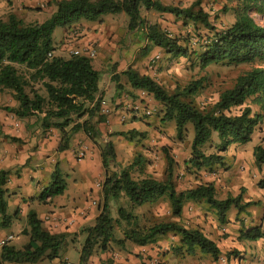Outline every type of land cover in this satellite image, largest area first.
<instances>
[{"label":"trees","instance_id":"obj_1","mask_svg":"<svg viewBox=\"0 0 264 264\" xmlns=\"http://www.w3.org/2000/svg\"><path fill=\"white\" fill-rule=\"evenodd\" d=\"M142 8L172 15L176 20L183 21L184 25H190L195 33L200 29H205L209 33L196 47L191 43L190 36H175L158 23L148 22L142 17ZM252 11L263 13L264 0H238L234 7L236 20L223 30H218L213 25L210 13L202 7L201 0L195 1L187 8L165 5L159 0H61L57 4V11L42 23H26L11 13L5 19L0 18V89L11 90L19 102V107L5 109L20 118L43 113L42 126L55 127L61 133L58 151L68 149L72 137L78 132L85 133L95 141L100 132L91 119L99 114L102 100L99 96L101 74L93 68L91 59L85 57L72 56L70 59L49 57V53L54 52L52 36L56 28L66 27L80 20L95 21L106 14L124 12L129 17V31H143L152 46L163 49L168 62L195 57L199 66L206 69L226 61L239 65L264 58V26L255 21L251 16ZM18 66L31 71L32 80L42 82L47 97L41 95L35 88H31V94L26 91L30 84L20 73ZM124 74L133 89L152 94L163 105L162 120L175 122L178 140H184L189 124L193 126L191 158L187 163L189 173L197 174L205 167L212 168L216 163L224 164L223 156L207 154L203 150L206 145L213 142L214 135L220 140V144L217 145L218 151L226 152L233 144L249 143L256 127L264 122V112H254L248 103L252 99L251 103L264 108L263 68H255L240 75L231 88L219 95L209 110L198 107L195 102V98L204 89L205 81L201 79L177 89L174 93H169L162 84L149 75H141L134 69H129ZM116 78L118 80V77ZM118 88H121L120 84ZM85 116L86 119H83ZM99 121H103L101 115ZM128 134L131 139L139 135L133 131ZM164 152L167 160L165 180H158L152 176L135 179L133 171L135 168H142L139 166L143 165L140 156L129 168L110 171L111 165H116L115 148L111 142L101 146V158L105 169L102 184L103 201L95 226L86 229L87 237L81 249L82 261L97 250L106 251L109 248L110 243L116 240L114 232L121 220H125L128 225L135 223L133 220L135 216L123 207L118 210L119 218L114 219L112 216L111 204L124 197L134 209L152 203L159 197L167 196L172 216L178 220L182 217L187 202L209 205L216 210L222 222L226 220L231 206L234 205L242 212L245 207L256 204L255 202L243 204L242 195L218 199L212 183H202L185 191H177L173 182L175 160L168 149L165 148ZM254 157L256 166L261 168L264 165V147L257 146ZM191 169L193 171H190ZM7 174L6 171H0L2 214L0 228L10 225V219L6 215L7 202L4 200L6 191L3 189ZM66 187L65 180L56 171L51 186L40 198L43 200L62 195ZM23 233L29 236V242L21 249L4 245L0 264L4 262L34 264L42 260L57 259L68 246L70 236L67 233L52 234L46 231L33 210L28 214V229L26 228ZM170 233L180 236L179 251L183 250L185 254L191 255L199 250L209 254L216 261L222 254L218 244L201 230L185 227L177 220L155 224L146 229L135 224L124 232V239L115 242L123 244L129 240L138 246H147ZM240 238L259 240L264 238V232L261 227H255L243 232ZM235 254L236 251L228 253V258Z\"/></svg>","mask_w":264,"mask_h":264},{"label":"crops","instance_id":"obj_2","mask_svg":"<svg viewBox=\"0 0 264 264\" xmlns=\"http://www.w3.org/2000/svg\"><path fill=\"white\" fill-rule=\"evenodd\" d=\"M8 1L11 0H0V18L5 19L13 13L26 23H42L56 12L57 4L61 0H14L15 4L12 6H9ZM25 6L37 7L40 11L29 12ZM141 14L144 18L143 12ZM128 23V15L120 12L103 15L95 21L80 20L54 31L61 38L59 43L53 45V54L56 57L70 59L74 49H80L90 43L96 45V58L99 59L98 61L96 58L91 59V63L101 74L99 96L107 102L113 112L107 118L102 117L103 121H99V114L91 119L100 132L95 141L85 133L78 132L72 137L68 149L58 151L61 143L60 131L55 127H43L42 120H37L35 117L20 118L14 113L6 114L3 106L18 108L19 102L11 90L0 89V171L8 173L6 184L3 186L6 191L4 194V200L7 202L6 215L10 219V225L7 227L15 228L8 230L6 227H1L0 242L12 236L13 239L7 244L17 249L23 248L30 239L23 231L28 229V214L33 210L46 231L52 234L70 235L68 246L59 258L42 260L34 264H60L61 261L69 260L64 255L70 246L75 247L79 254V259L73 262L82 264H178L168 260L173 249L177 250V255L184 258L183 264H264V238L259 240L240 238L243 232L255 227H261L264 232V165L258 168L254 157L255 148L264 147V122L256 127L249 143L233 144L223 153L218 151L217 145L220 144V140L214 135L213 142L209 145L212 147L210 154L223 156V166L227 164L230 167L233 161L237 165V171L223 174L222 164L216 163L212 168L202 169L201 183L196 182V186L212 183L218 199L242 195L243 204L255 202L259 205L247 206L242 212L233 205L223 222L218 218L216 210L209 205L188 204L183 210L182 224L188 228L201 230L215 241L222 253L219 260L216 261L209 254L199 250L192 254L194 260L189 258L191 255L185 254L183 250L179 251L181 238L179 243H176L177 235L174 233L162 236L155 243L147 246H138L129 240L118 244L115 241L124 239V232L128 229L122 224L115 228L116 240L110 243L106 251L97 250L85 261L81 260V249L87 237L86 229L95 226L96 219L101 213V205H96L97 202L93 201L103 199L102 184L105 169L101 158V146L108 142L113 144L116 165H111L113 167L111 168L113 171H118L129 168L136 161L140 147L148 150L150 145L152 150L154 146H157L156 149H164L170 145L172 139H176L177 135L175 122L162 120L163 105L152 94L133 89L124 74L127 70L134 69L141 75H149L153 78L150 75L151 71H147L148 63L156 55H160L157 54L158 52L164 54L163 49L150 44L141 30L134 31V38L132 35L126 36L131 33ZM57 30L62 31L57 33ZM119 32L122 39L126 36L124 42L117 38ZM138 32L144 35L143 41H140ZM134 45L138 47L135 49V54H122L125 47L132 49ZM117 50H120V55H116ZM142 50H145L146 55H143ZM105 55L119 56V58L114 62L104 63L101 59ZM118 84L121 88H118ZM250 102L248 103L254 112L258 111ZM123 112L129 114L124 122L120 118ZM83 119H86V116ZM190 127L191 124L187 126V135L188 141L192 144L194 133L192 134ZM132 131L139 135L131 139L128 133ZM36 137H40V140ZM82 150L85 152L84 158L78 155ZM229 150L233 152L229 153ZM148 153L151 155L150 152ZM151 161L146 160L144 167L142 165L139 166L142 168L135 170L139 169L144 173L146 167L153 164ZM176 162L181 161L178 159ZM57 165L61 170L76 167L79 178L74 180V185L66 183L64 194L41 200V195L48 190L49 179L53 176ZM78 185L84 192L76 191ZM190 188L193 187L189 186L182 191ZM89 197L91 200L88 199ZM50 206L54 210H46ZM112 216L114 219L118 218V215L112 214ZM185 218L191 219V222L186 221ZM185 223L191 225L187 226ZM2 247L0 244V257ZM232 251H236L237 254L228 258V253Z\"/></svg>","mask_w":264,"mask_h":264},{"label":"rangeland","instance_id":"obj_3","mask_svg":"<svg viewBox=\"0 0 264 264\" xmlns=\"http://www.w3.org/2000/svg\"><path fill=\"white\" fill-rule=\"evenodd\" d=\"M159 1H161L165 5L187 8L191 6L197 0H159ZM201 1H202V7H204L205 10L210 13L211 21L218 30H223L235 22L236 16L234 13V7L238 4V0H201ZM14 2H15L14 0L8 1L9 6H12L13 4H15ZM26 8H27L26 10L29 12L40 11L37 9V7H33V8L26 7ZM141 12H143V16L148 22L158 23L163 29H165L172 35L182 36V37L190 36L191 43L196 47H198L200 42L204 41L203 40L204 36L209 33L205 29H200L199 32L195 33L193 28L190 27V25H184L183 21L176 20L174 16L169 15V14H160L154 11H147L144 8H142ZM251 16L255 19L257 23L264 26V12L257 13L256 11H252ZM62 28L63 27H58V29H62ZM59 31H62V30H57V33ZM138 33H139L138 36H140V41H143L144 35L141 32H138ZM120 34L121 33L119 32V35L117 38H119L123 42L126 39V36L131 37L132 35V38H134L135 36L134 31H131V33L129 35L127 34L123 39L120 36ZM60 40H61L60 36L59 35L57 36L56 33H53L52 44L56 45L57 43L60 42ZM136 48H138L137 45L132 46V49L128 48L127 46L123 49L122 54L124 55L128 53L135 54ZM115 53L116 55L118 54L120 55V50H117ZM157 54H160L161 58L159 60V63L157 64V67L154 68L155 71L149 70V66L151 65V62L148 63L147 71H151L152 74L150 73V75H152L153 78L156 81H158L160 84H162L169 91V93H174L177 89L183 88L195 80L201 79L202 81H205L204 89L195 98V102L198 107L202 109H206V110L210 109V107L218 100L219 95L223 91L231 88L234 85L236 79L240 75L246 72H249L255 68L264 69V58L256 59L251 63H245V64H239V65L226 61L223 63L211 65L207 67L206 69H202L199 66L198 60H196L195 57L191 59L179 58V59H175V60L168 62L163 52H158ZM143 55H146L145 50L143 51ZM118 58L119 56L114 57V56L105 55L101 59V61L104 63H111V62L116 61ZM18 68H19L20 73L23 74L27 78L30 84V86L28 85L26 87V91L30 93L31 88H35L41 95L47 97V92L42 82L32 80V78L30 77L31 71H29L26 67L18 66ZM188 100H190V97L188 98ZM251 102L250 104L254 106L255 110L264 112V108L262 109L260 108L259 105L253 104ZM2 108L6 114L12 113V112L7 111L5 109L6 108L5 106H3ZM31 117H35L37 120H42L44 117V114L43 113L36 114L34 116H30L26 118H31ZM190 128L192 129L191 132L193 134L194 133L193 126L191 125ZM187 134H188V131H187ZM36 139L40 140V137H36ZM130 142H133V141L130 140ZM178 142H180V144ZM209 145H206L203 148L204 152L207 154H210L212 152L211 150L212 147H210ZM148 146H149L148 150L146 149L147 151L144 149V147H140L137 153H138V156L141 157V163L143 164L142 167L145 166V164L148 162V161L146 162V160L148 159L152 160L151 162H153V164L148 165L146 167V170H145L146 173L145 172L142 173V171H140L139 169L134 170L133 176L135 179H140L146 176H152L159 180H165L167 160H166L164 149L166 148L169 150L170 154L173 156L175 160L173 182L176 186L177 191H182L183 189L189 186L195 187L196 182H200V180H202V177H203L202 170L198 172L197 174H193L191 172L189 173L187 171V163L191 158V142L188 141V135H186L184 140H181V141L178 140L177 137L176 139L175 138L172 139L170 142V145H167L166 147H164V149L163 148L156 149L157 146H154L152 150V146L150 145ZM148 152H150L151 155ZM232 152L233 150H229V153H232ZM178 159L181 161L180 163L176 162V160ZM230 165H231L230 167H228L227 164L224 166L223 165L221 166V170L223 174H229L234 171L235 172L237 171V165L233 161L231 162ZM112 168L110 169V171H113ZM56 171H57V174L60 175V177L66 180L67 184L71 183V185H74L73 184L74 180L76 178H79V174L77 173L76 167H73L71 169L61 170V168H59L57 165L53 173V176L49 179L50 183L47 185L48 188L51 186V182L54 180V175ZM190 171H193V170L191 169ZM66 173H69V174H66ZM78 184L80 185V183ZM79 185L76 187V191L78 193L84 192L81 190V187ZM88 199L91 200V197H89ZM93 201L97 202L96 205H101L102 204L101 201H103V199L93 200ZM188 204L207 205L205 203L187 202L185 206H187ZM256 204L259 205V203H256ZM111 205H112L111 213L118 215V218H119L118 210L120 207H123L128 212H130L133 216H135V219H133L135 223L131 221L133 225L126 224L125 220H121L120 223H118V225L122 224L124 227L126 226L127 228L132 227L136 224L139 226V228L146 229L155 224L167 223V222H172L175 220L180 221L182 223V219H181L182 217L179 218L178 220V218H174L172 216L171 204L167 196L159 197L157 200L153 201L152 203H148L142 207H137L134 209L131 208L130 206L131 204L129 200L125 197L119 200L117 203H112ZM46 210H54V208L50 206L46 208ZM185 219L186 221L191 222V219L189 218H185ZM12 225L15 226V224H12ZM185 225L190 226L191 224L185 223ZM6 228L8 230L15 229L13 226L6 227ZM179 238L180 236L177 235L176 243H179ZM176 252L177 250L173 249L171 251L170 256L168 257V260L174 263L183 264L184 258L179 254L177 255ZM64 257L71 261H76L79 259V254L75 247L70 246L67 249V253L64 255ZM189 258L193 260L195 259V257H192V254Z\"/></svg>","mask_w":264,"mask_h":264},{"label":"built area","instance_id":"obj_4","mask_svg":"<svg viewBox=\"0 0 264 264\" xmlns=\"http://www.w3.org/2000/svg\"><path fill=\"white\" fill-rule=\"evenodd\" d=\"M71 55L72 56H76V57H85V58H88V59H94L97 57V48H96V45L93 44V43H90L80 49H74L72 52H71ZM54 54L53 53H49V57H53ZM160 55H156L152 61H151V65L149 66V70L151 71H155L154 68L157 67V64L159 63V60H160ZM112 108L107 104V102L105 100H101L100 102V105H99V115H101L102 117L104 118H107L108 116H110L112 114ZM148 115L150 114V112L147 113ZM128 115L127 113L123 112L120 116L121 120L124 122L127 120L128 118ZM79 157L80 158H84L85 156V152L84 150L80 151L79 152ZM13 237L12 236H9L7 239L5 240H2L0 242V244L2 246L4 245H7V242L12 240ZM60 264H81V263H76V262H73V261H69V260H64V261H61Z\"/></svg>","mask_w":264,"mask_h":264}]
</instances>
